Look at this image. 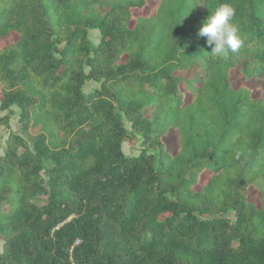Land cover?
<instances>
[{"label": "trees", "instance_id": "trees-1", "mask_svg": "<svg viewBox=\"0 0 264 264\" xmlns=\"http://www.w3.org/2000/svg\"><path fill=\"white\" fill-rule=\"evenodd\" d=\"M221 2L227 58L196 35ZM11 106L42 130L0 153V264H264V0H0V126Z\"/></svg>", "mask_w": 264, "mask_h": 264}, {"label": "rangeland", "instance_id": "rangeland-1", "mask_svg": "<svg viewBox=\"0 0 264 264\" xmlns=\"http://www.w3.org/2000/svg\"><path fill=\"white\" fill-rule=\"evenodd\" d=\"M109 7H110L109 4H98V5L93 4L89 7L83 8V11L90 15L96 16V15L103 14ZM88 35L92 42H97L98 38L100 37L99 31L96 28H91L88 32ZM6 41L7 40H3L2 42H6ZM242 68H244V65L242 64V62H239L237 65V68L232 71L231 78L239 79ZM178 73L181 75H184L189 80L194 81L198 76L201 75V70L199 67H193V68L181 70ZM239 80L250 85L253 89H255L256 84H257L255 81H250L247 79H239ZM94 85H95V82L90 81L86 85V89H90ZM253 91L255 92V90ZM11 109H12V113L9 116L8 123L0 126V153L3 152V146H4L5 139L10 131L19 133L21 136H23L27 140V144L30 146L31 145L30 137L42 130L40 122L33 124V125L31 124L27 127L26 130H22V128L20 127L21 126L20 121L18 119L19 117L18 108L15 106H11ZM5 112H7V110L3 111V113ZM125 124L128 125L126 121H125ZM163 139L166 142L167 148L170 151L174 152L176 150L177 143H178L176 131L169 130L168 133L163 137ZM140 147L141 145L138 141L134 142L133 144L127 141H124L121 144V148L125 154L137 153ZM248 198L249 200L257 202V192L253 190L250 191L248 194ZM1 244H2V241L0 239V250H1Z\"/></svg>", "mask_w": 264, "mask_h": 264}, {"label": "clouds", "instance_id": "clouds-1", "mask_svg": "<svg viewBox=\"0 0 264 264\" xmlns=\"http://www.w3.org/2000/svg\"><path fill=\"white\" fill-rule=\"evenodd\" d=\"M197 5L200 4H194L192 9ZM235 15L236 9L231 3L221 2L209 11L202 21L196 35L198 39L205 38L212 56L227 58L230 53H237L242 47L243 39L238 26L234 23Z\"/></svg>", "mask_w": 264, "mask_h": 264}]
</instances>
